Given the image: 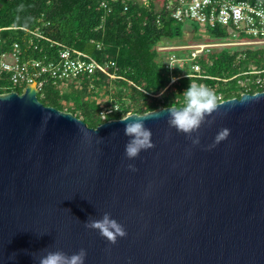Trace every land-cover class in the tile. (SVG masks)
Masks as SVG:
<instances>
[{"label": "water", "instance_id": "obj_1", "mask_svg": "<svg viewBox=\"0 0 264 264\" xmlns=\"http://www.w3.org/2000/svg\"><path fill=\"white\" fill-rule=\"evenodd\" d=\"M168 108L92 128L33 85L0 94V264L81 248L85 264H264V91L218 103L196 146ZM136 118L155 147L129 160ZM105 212L127 232L115 244L83 224Z\"/></svg>", "mask_w": 264, "mask_h": 264}, {"label": "trees", "instance_id": "obj_2", "mask_svg": "<svg viewBox=\"0 0 264 264\" xmlns=\"http://www.w3.org/2000/svg\"><path fill=\"white\" fill-rule=\"evenodd\" d=\"M157 1H110L108 11L102 0H0V55L18 43L24 56L34 59L45 55L55 59L63 47L82 51L96 62H115L117 69H110L109 74L97 71L71 83L49 80L38 96L47 107L71 113L85 122L89 119L90 125L86 124L92 128L105 123L99 113L112 105L120 109L107 121L179 107L191 82L207 85L224 100L264 91V80L263 86L257 83L258 78L264 79V73H256L264 70V49L226 45L250 40L236 41L237 37L223 27L210 29L192 21L211 39L225 45L211 47L195 59L201 66L200 76H189V68L170 71L167 65L172 54L189 57L193 49L160 51L165 40L182 37L183 23L173 19L167 9L168 0H163L160 8ZM37 28L46 39L31 33ZM202 44L212 43L199 41L191 45ZM114 74L116 77H112ZM172 76L177 78L174 83ZM66 85L69 90H64ZM23 89L0 81V94L22 93Z\"/></svg>", "mask_w": 264, "mask_h": 264}, {"label": "built area", "instance_id": "obj_3", "mask_svg": "<svg viewBox=\"0 0 264 264\" xmlns=\"http://www.w3.org/2000/svg\"><path fill=\"white\" fill-rule=\"evenodd\" d=\"M110 1L102 0V6L109 11ZM167 9L173 19L179 23L191 20L202 27L210 29L223 27L235 38L237 33L250 37V42L231 43L236 45H264V0L251 2L249 0H168ZM127 9V8H125ZM37 37H44L40 28L31 32ZM46 39V38H45ZM48 41H50L48 39ZM1 42V41H0ZM215 45H194L189 57H179L172 54L169 57L167 68L185 70L189 68V76H200L201 66L195 59L202 53L209 51ZM35 49H38L35 46ZM178 49V50H183ZM47 54V53H46ZM110 69H117L116 63L107 61L96 62L86 53L71 49L61 48L57 58L46 56L34 59L25 57L18 43L13 45L9 52L0 55V81L6 80L12 86L26 87L33 85L38 91V96L43 93L49 80L54 83L75 82L82 75H92L101 72L109 74ZM256 73H264L258 70ZM116 77V74L112 75ZM174 83L177 78L172 76ZM263 78H258L257 83L263 86ZM219 102L225 101L222 94H218ZM120 109L119 105H112L100 111L99 116L105 122L110 115ZM109 121V120H108Z\"/></svg>", "mask_w": 264, "mask_h": 264}, {"label": "clouds", "instance_id": "obj_4", "mask_svg": "<svg viewBox=\"0 0 264 264\" xmlns=\"http://www.w3.org/2000/svg\"><path fill=\"white\" fill-rule=\"evenodd\" d=\"M183 101L179 107H169L167 120L169 128H174L178 133L185 134L193 146L200 144L198 130L205 123L210 127L214 120H206L217 109L219 98L216 93L203 83L191 82L187 90L182 94ZM125 123L124 134L129 137L125 145V155L129 160L139 156L142 150L155 147L151 142L152 132L145 126L144 119L128 120ZM229 135V129L223 128L216 135V141L225 139ZM214 146V145H212ZM211 147V146H210ZM131 171H137L132 164L128 165ZM70 211V210H69ZM89 230L98 231L100 236L111 244H115L117 238H124L127 232L124 226L111 217V213L105 212L102 217L96 219L92 216L83 223ZM87 251L79 249L71 255L62 250H46L39 257L38 264H85Z\"/></svg>", "mask_w": 264, "mask_h": 264}, {"label": "rangeland", "instance_id": "obj_5", "mask_svg": "<svg viewBox=\"0 0 264 264\" xmlns=\"http://www.w3.org/2000/svg\"><path fill=\"white\" fill-rule=\"evenodd\" d=\"M140 1L146 2L147 0H140ZM163 4H164L163 0L157 1L158 8L162 7ZM182 28H183L182 37L176 38L174 40H165L159 46L160 51H163V52L172 51V50L178 51V49H182V48L190 49L193 46L191 44L199 43V41L204 42V43H212V44H206V45H215V47L225 45V44L217 43V40L211 39V37L208 35L207 31L202 29L200 26H196L191 20H186L182 24ZM205 37H207V38H205ZM248 39L251 41L250 37H246L240 33H237V38H235L234 40L240 41V40H248ZM250 41H247V42H250ZM226 45H234V44L230 43V44H226ZM236 46H239V45H236ZM240 47H242V46H240ZM243 47H246V46L243 45ZM254 47L264 49V45H254ZM179 51H184V50H179ZM69 89H70V86H68V85L64 86V90H69ZM86 122L88 125H90L89 119H87Z\"/></svg>", "mask_w": 264, "mask_h": 264}]
</instances>
